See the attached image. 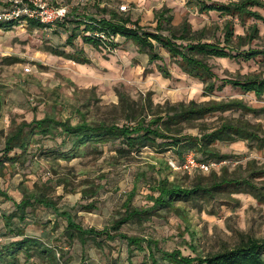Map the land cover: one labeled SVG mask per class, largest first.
<instances>
[{"label":"rangeland","instance_id":"rangeland-1","mask_svg":"<svg viewBox=\"0 0 264 264\" xmlns=\"http://www.w3.org/2000/svg\"><path fill=\"white\" fill-rule=\"evenodd\" d=\"M43 1L50 9H75V13L80 16L90 14L99 18L104 16L102 8L116 10L121 15H129L132 21L139 20L140 26L149 29L156 25L154 12L167 7L172 9L173 25L178 26L186 19L193 31L204 26H219L218 30L211 32L215 36L212 41L215 39L222 42L224 18L213 12L198 14L195 6L187 0ZM6 3L7 0H0V6H5ZM123 5L126 6V11L122 12L119 8ZM261 13L264 15V12ZM251 25L257 26L261 37L264 35V24L253 20L247 21L244 27L235 24V35H244L245 28ZM73 28V22H69L64 28L31 30L21 24L10 31L0 30V150L6 135L16 125L22 121L30 122L33 118L41 119L45 115H53L59 120L68 119L75 124L79 121V112L88 122L104 120L123 123L118 107L119 94H125L137 103H141L150 94L153 105L236 98L243 99L253 107H264V98L257 100L252 94L243 95L230 87L215 92L211 97L203 96V84L182 73L162 51L164 63L171 73L170 79H164L156 69L160 62L149 64L146 55L138 53L131 42L122 38H117L118 46L112 50L84 45L80 38L75 40L74 48L66 46L65 40ZM257 44L260 41H254L252 46ZM47 47L59 48L66 54L73 55L76 50H83L90 63L81 65L54 56L46 50ZM208 63L220 78L236 73L255 72L259 68V64L254 61L237 63L229 59H210ZM26 68L29 69L28 72L24 71ZM219 116L237 117L238 114H215L202 122L215 126L219 123ZM245 118L252 123L261 122L264 127V115H248ZM187 133L196 136L198 130L189 129ZM61 140L44 138L39 140V145L43 149L57 148ZM68 147L69 143L66 144V148ZM121 147L119 142L99 145L87 148L80 157L61 161L44 158L38 154V146L34 145L29 149L23 164L17 163L14 167L6 163L0 177V189L7 192L15 202L22 199L20 186L32 190L34 183L41 185L48 179L51 181L48 185L53 190L48 194L55 202V208H44L37 204L28 208L26 221L20 224L24 232L42 239L52 247L62 249L63 257L69 264H129V260L132 264H151L147 251H134L129 259L127 246L119 239L106 242L104 237H100L94 241L87 240L83 247L77 239L69 241L65 234L66 220L57 216L58 212H67L83 228L100 231L110 227L124 212L122 204L133 189L135 196L132 205L143 207L150 205L146 195L149 194L148 184L154 179L168 178L183 187H190L198 177L209 175L176 170L174 166L179 162L169 150L156 153L151 148H146L140 153L119 155L116 150ZM215 147L220 154L228 156L222 167H227L229 172L240 166L244 170L246 163L251 160L264 163L262 152L250 150L246 142L216 143ZM12 155L11 153L9 156ZM163 163L170 169L164 168ZM215 171L219 173L220 168ZM66 178L67 184L56 186L55 180ZM84 190L95 191L94 196L85 197L82 194ZM232 197L239 201L238 206L215 205V215H208L185 205V220L173 212L165 211L161 217H153L147 222L126 224L120 228V232L156 240L159 247L166 251L178 248L183 255L192 257L195 254L189 249L190 243L195 245L198 253L206 255L231 248L242 237L263 239L264 204L246 194H234ZM90 203L94 208L86 212L84 207ZM12 210L13 203L0 198V215ZM15 224H18L16 220ZM187 228H190L191 235L187 233ZM5 233L8 231L0 219V237L3 238V243L8 241V236H1ZM192 235L195 236L191 238ZM158 264L162 263L159 261Z\"/></svg>","mask_w":264,"mask_h":264},{"label":"trees","instance_id":"trees-1","mask_svg":"<svg viewBox=\"0 0 264 264\" xmlns=\"http://www.w3.org/2000/svg\"><path fill=\"white\" fill-rule=\"evenodd\" d=\"M197 9L198 14L207 15L211 12L224 18L221 33L222 42L211 35L219 26H204L193 31L190 23L184 19L178 26L172 24V9L163 7L154 12L156 25L153 29L139 25V20L132 21L129 15H121L116 10L102 8V17L94 15H78L74 10H68L60 21L41 23L37 18L22 16L14 21H0V30L10 31L14 27L25 24L28 29L64 28L73 22L74 28L65 40V45L75 47L74 42L80 38L84 45L95 49H115L117 38L131 42L138 53L146 55L149 64L158 63L156 69L164 79H170L171 73L164 63L161 52H165L182 73L203 84V96L211 97L215 92H221L225 87L238 90L241 94H252L255 99L264 98V35H259L256 25L245 28L244 35H235V24L244 27L246 22L253 20L264 24V0H187ZM108 17H106V16ZM237 22V23H235ZM254 41L260 44L252 46ZM50 54L86 65L89 60L83 50L66 54L55 47H47ZM210 59H229L237 63L254 61L259 64L258 71L220 78L209 65ZM121 121L119 122H88L79 112V121L72 124L70 120H59L53 115H45L41 119L33 118L30 122L22 121L5 137L3 148L0 150V177L6 163L15 167L23 164L29 154V149L37 145V152L44 158L70 161L80 157L87 148L97 147L108 143L119 142L122 146L116 153H140L151 148L156 153L172 151L180 163L184 157L193 152L199 162H222L228 156L220 154L216 143L246 142L250 150L262 152L264 155V127L261 122L252 123L245 117H259L264 115V107H253L243 99H227L196 102L165 103L153 105L150 94L141 103L130 100L125 94H119ZM237 113V117H220L218 124L211 126L202 122L206 117L215 114ZM189 129H197L198 135L187 133ZM39 138V139H38ZM61 138L57 148L43 149L39 140ZM69 147L66 148V144ZM126 148V149H123ZM12 156H9L10 154ZM35 154V153H34ZM36 155H33L35 157ZM164 168L170 169L163 163ZM155 168V167H154ZM161 169V168H160ZM159 169V170H160ZM188 173V172H185ZM191 173H201L194 170ZM204 174V173H201ZM51 181L38 185L33 189L19 188L22 194L20 202H15L7 192L0 189V198L13 203V210L3 212L0 219L8 233V241L0 243V264H69L64 259L63 250L52 247L42 239L27 235L20 224L26 221V210L37 204L44 208L54 209L56 204L49 197L53 190ZM56 186L67 184L66 179L55 180ZM149 194L146 195L150 205L135 207L132 200L135 189L127 195L122 204L120 217L113 224L103 230L83 228L75 222L67 212H58L66 220L65 234L69 241L77 239L83 247L87 240L104 237L106 242L115 239L124 241L129 253L134 251L148 253L151 264H264V238L255 239L242 237L239 243L231 248H223L214 253L202 255L197 252L195 245L190 243L189 249L195 256H185L175 248L166 251L159 247V242L145 237L129 236L120 232V228L129 223H144L153 217H161L162 212H173L180 218L186 219L185 205L208 215H215V205L236 207L239 204L234 194H246L258 203L264 204V163L255 160L248 161L245 169L238 167L229 172L227 167H221L208 176L198 177L196 183L190 187L169 181L168 178L154 179L148 184ZM83 195L94 196L95 191H82ZM223 200V201H221ZM182 204V205H177ZM218 207V208H219ZM94 206L86 205L84 210L90 212ZM209 208V209H208ZM17 221V225L15 224ZM189 226V224L186 222ZM17 227V229H14ZM190 228L187 233L190 234ZM195 235L190 236L193 238ZM1 240L3 238L0 237ZM99 246V243H96ZM23 260V262H21ZM132 264L131 260L128 261Z\"/></svg>","mask_w":264,"mask_h":264},{"label":"built area","instance_id":"built-area-1","mask_svg":"<svg viewBox=\"0 0 264 264\" xmlns=\"http://www.w3.org/2000/svg\"><path fill=\"white\" fill-rule=\"evenodd\" d=\"M120 11H126V6H120ZM67 9L64 7L48 8L43 0H7L5 6H0V21H14L22 16L37 18L41 23H54L60 21L66 15ZM28 72L29 69H24ZM226 164L222 162H199L193 152H189L184 161L174 168L178 171L191 173L198 170L201 173H209L212 170L221 168ZM2 240L0 239V243Z\"/></svg>","mask_w":264,"mask_h":264}]
</instances>
